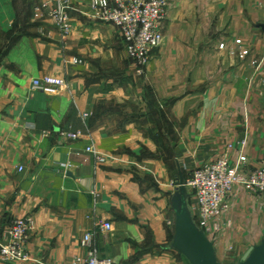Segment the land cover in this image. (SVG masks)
Instances as JSON below:
<instances>
[{
	"label": "crops",
	"instance_id": "crops-1",
	"mask_svg": "<svg viewBox=\"0 0 264 264\" xmlns=\"http://www.w3.org/2000/svg\"><path fill=\"white\" fill-rule=\"evenodd\" d=\"M40 2L0 0V235L34 221L31 259L0 264L83 260L88 231L114 264H189L166 249L177 180L221 156H243L244 174L264 160V0H169L145 81L126 76L123 40L89 0H70L65 38L34 17ZM43 75L67 85L33 89ZM225 205L212 242L221 264H238L264 238V195L236 186Z\"/></svg>",
	"mask_w": 264,
	"mask_h": 264
},
{
	"label": "built area",
	"instance_id": "built-area-1",
	"mask_svg": "<svg viewBox=\"0 0 264 264\" xmlns=\"http://www.w3.org/2000/svg\"><path fill=\"white\" fill-rule=\"evenodd\" d=\"M42 8L58 29L62 38L71 30L69 9L70 0H42ZM89 6L94 16L103 22L115 26L124 43V50L133 64L136 75H143L150 60L152 49L157 48L162 39V27L168 7V0H89ZM240 44V40L234 41ZM224 43L219 45L223 48ZM246 50L239 53L243 58ZM64 77L56 75H43L31 80V87L35 90L45 91L65 87ZM60 136L68 141L82 138L85 133L63 130ZM86 152L94 154L97 162H104L90 143ZM240 156L238 162L232 165L225 156L202 162L190 169L189 176L184 180L189 190V209L196 225L201 228L210 240L220 228L218 219L225 207V199L233 192L236 186L246 189H255L264 193V160L258 167L247 174L241 171ZM173 226V221H168ZM100 231H110L112 225L104 221L99 225ZM34 221L31 217L13 218L6 230L0 235V260L2 262H25L31 259L26 250ZM94 231L84 233L81 244L87 247V255L81 260L74 258L69 264H114L109 258L99 257L93 244Z\"/></svg>",
	"mask_w": 264,
	"mask_h": 264
},
{
	"label": "water",
	"instance_id": "water-1",
	"mask_svg": "<svg viewBox=\"0 0 264 264\" xmlns=\"http://www.w3.org/2000/svg\"><path fill=\"white\" fill-rule=\"evenodd\" d=\"M264 29V23L261 24ZM170 198L173 230L167 250L182 255L189 264H221L212 240L199 228L188 207L189 193L183 179H178ZM238 264H264V238L243 253Z\"/></svg>",
	"mask_w": 264,
	"mask_h": 264
},
{
	"label": "rangeland",
	"instance_id": "rangeland-1",
	"mask_svg": "<svg viewBox=\"0 0 264 264\" xmlns=\"http://www.w3.org/2000/svg\"><path fill=\"white\" fill-rule=\"evenodd\" d=\"M168 2H169V0H168ZM41 4H42V0H41V2L36 6V8H35V13L36 14H34V17H36V18H39V17H42V18H45V19H48L50 22H51V20H50V18H49V16H48V14H47V11L44 9V8H42V6H41ZM70 8H71V2H70ZM70 18V17H69ZM70 22V21H69ZM52 23V22H51ZM52 25H53V23H52ZM163 40V39H162ZM161 43H162V41H161ZM161 43H160V45H161ZM159 45V46H160ZM158 46V47H159ZM153 50V49H152ZM151 55V54H150ZM127 57V56H126ZM151 57V56H150ZM129 60V62H130V67H132L131 69L132 70H130V68H129V66L127 67L126 66V73H127V75L126 76H128V78L130 77V78H132L133 76H135L136 74H135V72H134V69H133V64H132V62H131V60L130 59H128ZM149 63V62H148ZM145 72H146V69H145ZM128 73H130V74H128ZM132 73V74H131ZM144 76H145V73L143 74V75H136L135 77L137 78L136 79V81L137 80H142V81H145L144 80ZM140 77V78H139ZM141 81V82H142ZM130 83V82H129ZM137 83V82H136ZM140 84V83H139ZM143 83H141L140 84V86H141V88H142V90H146L145 89V87H143V85H142ZM132 90V89H131ZM171 185H173L174 186V181H172L171 182ZM242 187V186H241ZM244 188V187H243ZM245 190H247V191H253V192H258L261 196H263L264 195V193H261V192H259L258 190H255V189H246V188H244ZM234 191V190H233ZM233 193V192H232ZM231 193V194H232ZM230 194V195H231ZM229 195V196H230ZM228 196V197H229ZM227 197V198H228ZM226 198V199H227ZM226 199H225V203H226ZM225 208H226V205H225V207L223 208V211L222 212H224L225 211ZM219 230H220V228H219ZM219 230H218V232H219ZM217 232V233H218ZM228 251H230V247H229V249H228Z\"/></svg>",
	"mask_w": 264,
	"mask_h": 264
},
{
	"label": "trees",
	"instance_id": "trees-1",
	"mask_svg": "<svg viewBox=\"0 0 264 264\" xmlns=\"http://www.w3.org/2000/svg\"><path fill=\"white\" fill-rule=\"evenodd\" d=\"M172 236V235H171Z\"/></svg>",
	"mask_w": 264,
	"mask_h": 264
}]
</instances>
